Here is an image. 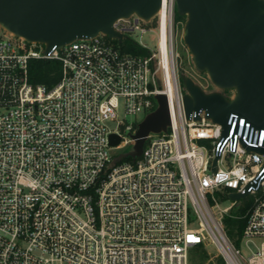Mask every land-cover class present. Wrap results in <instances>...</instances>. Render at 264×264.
<instances>
[{"label": "built area", "instance_id": "obj_1", "mask_svg": "<svg viewBox=\"0 0 264 264\" xmlns=\"http://www.w3.org/2000/svg\"><path fill=\"white\" fill-rule=\"evenodd\" d=\"M175 12V0H162L149 21L115 22L133 41L156 34L155 49L135 41L143 55L122 53L102 33L44 54L0 26V264H190L191 249L210 244L226 264H264V156L248 149L264 147V127L231 113L223 137L202 109L186 118ZM33 59L60 62L54 86L30 81ZM160 93L167 131L114 163L139 123L117 119L120 100L125 115L146 116ZM217 192L247 196L222 207ZM246 202L240 241L256 248L244 257L223 216Z\"/></svg>", "mask_w": 264, "mask_h": 264}, {"label": "water", "instance_id": "obj_2", "mask_svg": "<svg viewBox=\"0 0 264 264\" xmlns=\"http://www.w3.org/2000/svg\"><path fill=\"white\" fill-rule=\"evenodd\" d=\"M162 0H0V26L27 42L44 45V54L76 39L99 33L121 42L114 24L136 15L151 20ZM177 14L185 17L182 39L198 72L207 74L214 90L207 91L190 75L180 72L187 119H200L199 110L223 128L231 113L244 116L251 126L264 127V0H175ZM231 91L228 96L226 91ZM157 107L138 124L130 137L132 149L113 162L139 157L145 137L166 132L170 114L165 94L155 95ZM121 138L111 133L109 143ZM264 156V147L248 148ZM219 156L213 160V168ZM247 193H229L244 201Z\"/></svg>", "mask_w": 264, "mask_h": 264}, {"label": "trees", "instance_id": "obj_3", "mask_svg": "<svg viewBox=\"0 0 264 264\" xmlns=\"http://www.w3.org/2000/svg\"><path fill=\"white\" fill-rule=\"evenodd\" d=\"M176 21H185L184 16H180L175 12ZM112 43L116 48H118L122 53L138 54L143 55L147 53V50L140 45H138L131 38L124 37L121 42L117 40H112ZM182 72V71H181ZM61 73L60 62L54 59H33L29 63V77L30 81L33 84H43L48 88L54 86L59 78ZM226 93H230L229 90ZM137 128V124L135 125ZM122 161H133V158L126 157ZM219 197L224 198V196L217 192ZM248 203L246 202L243 206L238 209H235L228 215L223 216V224L225 227L226 234L230 239H232L237 245L240 242V237L246 223V209ZM199 254L201 260H206L207 254L203 245H197L191 249L190 252V261ZM215 264H226L221 256L216 258Z\"/></svg>", "mask_w": 264, "mask_h": 264}, {"label": "rangeland", "instance_id": "obj_4", "mask_svg": "<svg viewBox=\"0 0 264 264\" xmlns=\"http://www.w3.org/2000/svg\"><path fill=\"white\" fill-rule=\"evenodd\" d=\"M133 37H134L133 39L139 44H142V45L144 44L145 46L151 49L156 48V34L154 32H148L142 35L137 33V34H134ZM174 42H175L176 52L178 53V66H179L180 71L185 72L188 75H190L196 82H198L202 86L207 85L208 87L206 88L207 91L214 90L215 88L211 85L207 74L204 72L196 71L193 65L191 54L189 53L182 39V25H177L176 27ZM144 117H145V114H138L136 117L125 115L123 100L122 99L120 100V104L118 108V115H117L118 120L124 121V122L138 123ZM108 124L111 126V128H115L117 126V121H108ZM203 142L204 141H200L199 143H203ZM132 147L133 145H130V146H127L124 150L120 149V150H115L114 152L121 153L122 151L132 149ZM216 196H217L218 201H220L222 207L228 206L230 202L232 201L230 198L229 199L226 198L225 200H223L226 196L224 198L219 197V195L217 194ZM241 206L243 205L239 204L236 207V209L240 208ZM234 210L235 208L232 211ZM254 241H255L254 243L256 244L258 243V240H254ZM238 246L240 247L241 253L244 257L249 256L250 250H255L256 248L252 242H250L247 245L246 243H244V241H240ZM203 247L206 251L208 258L206 260H201L199 257V254L198 255L196 254L195 257L192 259V261H190V264H215L216 258L220 256L217 253L216 247L213 244L204 245Z\"/></svg>", "mask_w": 264, "mask_h": 264}]
</instances>
